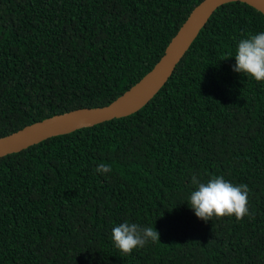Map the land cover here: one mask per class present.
<instances>
[{"label":"trees","instance_id":"16d2710c","mask_svg":"<svg viewBox=\"0 0 264 264\" xmlns=\"http://www.w3.org/2000/svg\"><path fill=\"white\" fill-rule=\"evenodd\" d=\"M201 1L0 0V137L108 105ZM262 32L259 11L223 4L139 110L0 157V264H264V82L233 71ZM193 176L246 184L250 215L199 219ZM124 222L160 240L124 255Z\"/></svg>","mask_w":264,"mask_h":264},{"label":"water","instance_id":"95a60500","mask_svg":"<svg viewBox=\"0 0 264 264\" xmlns=\"http://www.w3.org/2000/svg\"><path fill=\"white\" fill-rule=\"evenodd\" d=\"M229 2L245 3L264 15V0H202L191 10L150 71L120 96L108 105L78 108L55 114L0 137V157L21 151L50 137L67 134L113 118L125 117L139 110L166 83L213 12Z\"/></svg>","mask_w":264,"mask_h":264},{"label":"clouds","instance_id":"9594fccd","mask_svg":"<svg viewBox=\"0 0 264 264\" xmlns=\"http://www.w3.org/2000/svg\"><path fill=\"white\" fill-rule=\"evenodd\" d=\"M233 71L244 74L257 82H264V32L251 35L239 42L235 53ZM96 171L102 174L112 172L110 165L100 163ZM192 183L198 185L189 198V206L195 215L205 221L213 218L235 216L242 221L250 215L248 209L249 188L244 185H233L222 176H213L207 183H200L196 176ZM112 240L117 249L124 255L146 246L150 241L160 240L159 232L151 227H141L135 223L124 222L112 229Z\"/></svg>","mask_w":264,"mask_h":264}]
</instances>
